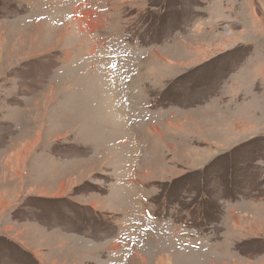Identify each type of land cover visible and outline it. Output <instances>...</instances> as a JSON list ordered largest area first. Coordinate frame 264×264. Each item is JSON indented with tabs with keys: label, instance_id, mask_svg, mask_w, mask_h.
Returning <instances> with one entry per match:
<instances>
[{
	"label": "rangeland",
	"instance_id": "rangeland-1",
	"mask_svg": "<svg viewBox=\"0 0 264 264\" xmlns=\"http://www.w3.org/2000/svg\"><path fill=\"white\" fill-rule=\"evenodd\" d=\"M0 264H264V0H0Z\"/></svg>",
	"mask_w": 264,
	"mask_h": 264
},
{
	"label": "trees",
	"instance_id": "trees-1",
	"mask_svg": "<svg viewBox=\"0 0 264 264\" xmlns=\"http://www.w3.org/2000/svg\"><path fill=\"white\" fill-rule=\"evenodd\" d=\"M147 23H149V27H151L150 26V24H151V22H147ZM157 28H159V25H156V24H154V26H153V28H151L152 29V34H153V30L154 31H157ZM204 193V192H203ZM202 196H204V198H205V200L207 201V194H205L204 193V195H202ZM170 197V196H169ZM165 198L166 199H168L166 196H165ZM171 198V197H170ZM200 205V204H199ZM208 204H206V206L204 205L203 206V209H202V205L200 206V208H197V214H196V218L198 219H201V221H202V219L203 218H205L206 217V215H207V211H208V206H207Z\"/></svg>",
	"mask_w": 264,
	"mask_h": 264
}]
</instances>
